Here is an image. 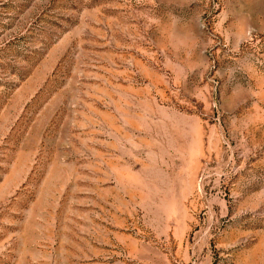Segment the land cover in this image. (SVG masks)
Returning a JSON list of instances; mask_svg holds the SVG:
<instances>
[{
    "label": "rangeland",
    "instance_id": "rangeland-1",
    "mask_svg": "<svg viewBox=\"0 0 264 264\" xmlns=\"http://www.w3.org/2000/svg\"><path fill=\"white\" fill-rule=\"evenodd\" d=\"M0 264H264V0H0Z\"/></svg>",
    "mask_w": 264,
    "mask_h": 264
},
{
    "label": "clouds",
    "instance_id": "clouds-1",
    "mask_svg": "<svg viewBox=\"0 0 264 264\" xmlns=\"http://www.w3.org/2000/svg\"><path fill=\"white\" fill-rule=\"evenodd\" d=\"M184 3H191L189 2V0H183ZM176 20V24L178 23V20L175 18ZM175 28H176V25L174 26L173 28V33H172V38H171V46L176 50V51H180V50H183L184 48H190L191 45H192V42L195 40V35L193 34V32H189V31H185L183 33V35L177 40L175 39ZM252 32H255V30L248 25V31L245 35H237L236 38L240 39L241 40V43H244L246 42L247 40V36L251 35ZM233 48H235V43H233L231 45ZM200 64H201V67L203 66V62L202 60L200 61ZM247 65H245L246 67ZM228 72L231 74L233 73V70L230 68L228 69Z\"/></svg>",
    "mask_w": 264,
    "mask_h": 264
}]
</instances>
